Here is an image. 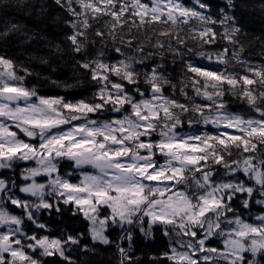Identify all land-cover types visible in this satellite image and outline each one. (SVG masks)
<instances>
[{
  "label": "snow or ice",
  "instance_id": "snow-or-ice-1",
  "mask_svg": "<svg viewBox=\"0 0 264 264\" xmlns=\"http://www.w3.org/2000/svg\"><path fill=\"white\" fill-rule=\"evenodd\" d=\"M15 3L27 18L8 19L10 0H0V46H15L52 72L71 68L74 76L87 75L98 90L92 99L76 102L40 95L25 81L41 73L0 55V264H56L44 259L56 256L75 264L66 255L71 246L90 251L81 245L85 232L51 238L37 231L47 230L39 214L61 212L60 204L72 205V215L82 216L91 241L115 244L120 264H134V229L148 239L154 238V229L168 238L161 264H264V214L248 222L238 211V206L251 210L259 205L264 213V65L240 59L247 33L237 14L252 5L241 0ZM103 17L108 19L104 29L95 30L98 37L107 33L115 41L117 29H145L157 34L154 43L148 37L152 47L182 60L193 53L217 67L185 62L179 93L188 102L182 103L165 95L166 86L174 92L177 86L163 75L162 64L144 72L141 80L135 66L144 64L142 57L112 63L100 51L86 58L95 43L88 30ZM189 39L199 42L200 51L187 46ZM258 39L264 55V36ZM120 40L133 46L132 39L121 35ZM218 41L226 42L219 50L204 48ZM144 47L137 44L134 50L143 53ZM114 51L124 56L120 47ZM233 61L250 75L230 72ZM188 87L209 103L196 102L185 91ZM226 95L247 109L230 111ZM104 112L120 116L89 115ZM200 124H211L216 132L193 128ZM86 166L94 171H85ZM110 229L122 234L114 240ZM213 238L223 241L222 250L209 245Z\"/></svg>",
  "mask_w": 264,
  "mask_h": 264
},
{
  "label": "trees",
  "instance_id": "trees-1",
  "mask_svg": "<svg viewBox=\"0 0 264 264\" xmlns=\"http://www.w3.org/2000/svg\"><path fill=\"white\" fill-rule=\"evenodd\" d=\"M47 3L51 4V0H46ZM242 4H250L251 7H240L237 14L242 18L245 26V31L247 36L245 37V51L240 54V59L242 61H247L248 63L256 66L264 65V55H262V46L261 41L258 39L261 36H264V8L261 7L264 0H241ZM7 11L9 12L8 19L13 20H25L27 18V13L23 10H16L17 6L15 0H10V6H6ZM53 10L60 12L61 10L57 9L55 5L52 6ZM107 17H103L99 22H92L93 26L88 30V38L91 41H94V44H90L87 50V59H91L98 52L103 51L105 54V59L115 63L119 59H125V57H137L143 58L144 64L136 65L135 67L141 72V80L143 79V73L150 71V69L155 65H163L161 69L164 76L171 79L172 83L176 84L177 88L174 90L170 86H166L164 89L165 95L171 96L174 99L180 100L182 103H187L188 101L184 96L180 95L179 88L181 86V80L185 75V62L191 60L197 64L209 65L210 67H217L215 64H209L207 60H201L198 56L193 53H186L183 60L180 57H173L167 50H161L159 48L152 47L149 44L148 37L151 38L152 43L157 39V34L151 31H146L145 29H136L135 27L131 28L129 33L128 26H125L123 29H117V38L115 41L112 40L107 33L103 38L95 35L96 29H104V20H107ZM38 18L30 22L31 24L38 23ZM123 35L124 40L132 39L133 46L128 47L125 43H122L120 36ZM183 35V33H181ZM160 39H165L160 37ZM250 40V42H249ZM173 46H175V41H172ZM226 42L218 41L217 44L213 45H204V48L209 51L219 50ZM137 44H144V52L138 53L134 50ZM187 46L200 51L199 42L189 39L187 41ZM120 47L121 51L124 53V56H121L119 53L115 52L114 49ZM231 48V45H228ZM163 51V58L161 57V52ZM152 52L155 55L149 56L147 53ZM8 55L9 57L23 62V64L32 69L33 71L40 72L41 76L28 77L25 81L26 86L37 88L38 94L48 96V97H63L68 101L76 102L81 99H92L93 93L98 90V85L91 81L90 77L87 75H78L74 76L71 68H65L62 70H57L52 72L46 66L39 64L36 60H30L29 55L26 52H22L15 46H0V55ZM38 54V53H37ZM83 55V54H82ZM219 67L223 68V65ZM228 70L233 73H239L244 75H250L244 71V65L239 64L233 61L232 65L229 66ZM84 70H81L83 72ZM187 75H192L187 73ZM44 77H50L49 80H45ZM115 79V77H112ZM57 80L61 84L67 82L68 84H76V87L66 88L63 86H56L51 81ZM82 81V83L77 84V81ZM129 88L132 85H128ZM141 88H144L145 85L141 83ZM188 92L189 96L193 97L196 102L201 104H208L206 100H202L200 97L195 96V93L192 91L191 87L185 89ZM139 98V97H137ZM227 102V107L232 112H243L247 109L246 104L240 103L236 97L226 95L224 97ZM93 119H109L119 117V113H95L89 114ZM187 128V126H185ZM193 128H198L200 130L203 128V125H193ZM203 132V131H201ZM28 165V164H27ZM25 163L22 162L20 167H24ZM62 167V171H63ZM18 175V171H17ZM243 178L242 174H240ZM39 179V178H38ZM19 195H23L22 193ZM14 211H18L14 209ZM61 212H56L52 210L49 213L47 210H43L40 214L41 222L47 225V230H37L42 235H50L51 238H59L62 234H77L78 232H85V238L82 239L81 245L87 244L90 251H84L82 246H71V250L66 252L72 261L75 264H120V255L116 249L115 244L112 245H102L94 243L86 235V229L84 224L86 222L82 221V216H73L72 212L69 211L70 208H73L72 205H63L60 204ZM238 211L243 213V218L248 222H255L254 217L261 213V208L259 205H253L251 210L243 209L238 206ZM110 238L116 239L122 233L119 229L109 230ZM154 238L148 239L140 233L139 229H134L132 231V251L130 255L134 264H161L163 259L162 253L168 247V238L165 237L162 232L155 230L153 233ZM122 246L127 248L128 241L124 240L121 242ZM210 244V243H209ZM159 258V259H154ZM45 260H55L56 264H67L66 261L61 260L58 256L56 257H47Z\"/></svg>",
  "mask_w": 264,
  "mask_h": 264
},
{
  "label": "rangeland",
  "instance_id": "rangeland-1",
  "mask_svg": "<svg viewBox=\"0 0 264 264\" xmlns=\"http://www.w3.org/2000/svg\"><path fill=\"white\" fill-rule=\"evenodd\" d=\"M116 118V117H115ZM10 123V122H9ZM73 123H75V124H78V123H80V121H74ZM203 125V124H202ZM65 128H67L68 126L66 125V126H64ZM201 129H204V130H200V131H207V132H209V133H215L216 132V129L211 125V124H209V125H207V126H205V125H203V128H201ZM12 130H15V131H17L18 132V134H19V136L21 137V138H23V139H25V140H27L28 138L27 137H24L23 136V133H19V130L18 129H12ZM36 141H33V143H35ZM27 164H28V166H34V163L32 162V161H29V162H26ZM85 171H87V172H93L94 170L93 169H91L90 167H85V169H84ZM71 179H72V181L73 182H77V177L76 176H73V177H71ZM260 214H264V213H262V210H261V213ZM259 215V214H258ZM210 244V246H212V247H218V248H220L221 250L223 249V241L222 240H219V239H216V238H213V240H211L210 242H209Z\"/></svg>",
  "mask_w": 264,
  "mask_h": 264
}]
</instances>
